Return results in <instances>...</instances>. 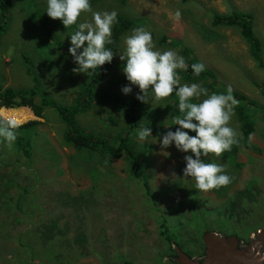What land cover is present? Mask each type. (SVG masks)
<instances>
[{"label": "rangeland", "instance_id": "rangeland-1", "mask_svg": "<svg viewBox=\"0 0 264 264\" xmlns=\"http://www.w3.org/2000/svg\"><path fill=\"white\" fill-rule=\"evenodd\" d=\"M90 4L93 11H116L139 19L140 24L117 40L113 60L102 69L105 76L97 83L98 99L75 122L86 132L103 133L115 143L129 136L144 176L131 175L123 153L110 156L105 164L99 151L77 153L64 143L61 129L65 122L51 106H44L39 118L26 105L5 107L32 113L29 119L15 120L17 125L30 120L41 123L36 126L37 134L29 128L35 141L31 158L20 150L15 152L17 147L2 138L0 264H30V259L32 264H55L53 260L61 254L70 256L74 264H118L120 257L134 264H153L156 259L165 263L172 259L170 238L173 247L178 245L196 257L203 252L205 231L234 233L245 241L254 238L264 228V0H127L125 4L90 0ZM13 5L0 38V85L26 88L37 81L58 103L69 104L86 77V73L73 71L76 65L68 53L70 37L66 34L75 25L65 28L59 19L50 18L44 12L46 0H13ZM232 11L252 15L249 21L261 45L260 56L240 26L213 24L214 13ZM90 17V13L82 14V18ZM135 27L150 31L157 49L175 50L185 61H200L213 73L194 81L180 76L181 83H200L209 93L226 94L231 89L237 104L229 126L237 130L238 137L242 136L238 109L249 111L254 132L247 144H238L235 167L233 156L228 161L226 153L202 157L224 166L231 177L228 185L198 190L191 178L183 176L185 153L175 147L161 150L162 135L152 134L143 143L134 135L139 127L126 134L129 120L123 103L136 100V115L150 128L174 131L178 125H171L172 118L180 115L175 93L147 103L136 99L137 86L122 94L121 87L129 82L119 53L122 38ZM162 35L168 45H160ZM14 131L19 140L20 130ZM163 218L168 228L160 225ZM83 239L86 243H80Z\"/></svg>", "mask_w": 264, "mask_h": 264}, {"label": "clouds", "instance_id": "clouds-1", "mask_svg": "<svg viewBox=\"0 0 264 264\" xmlns=\"http://www.w3.org/2000/svg\"><path fill=\"white\" fill-rule=\"evenodd\" d=\"M44 12L52 19H59L65 28L75 25L74 31L66 34L70 37L68 53L76 65L74 72L87 73L112 62L115 53L113 48L106 45L113 43L112 28L117 23L116 11H93L90 0H46ZM84 13H90V19L82 18ZM122 42L119 59L123 62L122 72L129 82L121 87L122 94L131 93L132 86H137L140 91L136 99L141 102L161 100L173 93L178 97L180 115L174 116L171 123L178 127L174 131L168 130L160 137L161 150L175 147L177 151L185 153L183 176L191 178L196 189L206 192L228 185L231 177L226 173L224 166L205 162L202 157H208L209 154L220 157L238 143L239 133L229 126L237 104L231 89L229 88L226 94L209 93L200 83H181L178 70H186L188 67L184 57L175 50L157 49L152 33L144 27L133 28L122 38ZM204 67L199 62L191 65L196 76L204 71ZM5 88L8 87L2 88L0 85V93ZM2 107L10 106H0V115L3 117L0 119L5 120L8 116L2 114ZM52 108L57 112L60 121L63 120L57 108ZM30 109L37 118L42 115L34 113L31 107ZM19 126L14 120L4 121L0 124V136L9 143L14 142V129ZM190 132L195 135H190ZM134 135L143 143L153 136L151 128L143 126L139 127ZM151 141L157 142V137ZM165 153L169 155L167 152H164V155Z\"/></svg>", "mask_w": 264, "mask_h": 264}, {"label": "trees", "instance_id": "trees-1", "mask_svg": "<svg viewBox=\"0 0 264 264\" xmlns=\"http://www.w3.org/2000/svg\"><path fill=\"white\" fill-rule=\"evenodd\" d=\"M120 3L125 4L127 0H118ZM182 2H186L188 0H181ZM13 0H0V38L2 34L6 30V22H7V16H9L11 13L8 12L9 8L13 7ZM10 8V9H11ZM14 8V7H13ZM213 17V24L215 25H226V26H240L243 31V35L245 38L250 42L251 48L255 50L256 55L260 56L261 52L259 51L261 48L260 42L256 35L254 34V31L251 27L249 18L252 17L249 13H242L239 11H232L227 14H218L214 13L212 15ZM50 24V23H49ZM49 24H46V28L49 26ZM140 24L139 19L133 18L131 16L118 14L117 15V23L113 25L112 28V41L113 43L111 45H106V47L113 48V51L116 47L117 40H119L120 36L125 33L128 29ZM167 38L166 35H162L160 45H168L166 44ZM178 40H174V45H178ZM181 52H184L183 55L187 52L186 50L182 49ZM201 63L200 61L188 59L186 60V64L188 65L186 70H178L179 75L183 78H185L187 81H194L199 77H207L212 76L213 73L207 70L204 67V71L200 73L199 76L194 75L191 65L195 63ZM108 63L101 66L98 70H89V72L86 73L85 81L81 85L80 90L78 93L72 98L70 104H60L58 101L50 97L45 91H42L39 83L35 81V84H33L31 87H8L2 90L0 93V106H13V105H26L33 109L34 113L39 114L44 106H51L57 108L60 116L65 122V125L63 129H61L62 137L64 140V143H66L69 146H73L77 153H84L86 150L90 152H96L99 151L101 153L98 157L101 158V161L103 164L108 163L107 158L116 157L120 153H123L126 157V161L128 165L130 166V173L132 176L139 178L141 176H144V172L142 168L139 165V162L136 159L135 152L132 149L131 146V139H127L129 136L125 135L124 140L121 139L119 142L115 143L112 141V139H108L103 135V133L100 132H94L89 133L86 132L84 129L81 128L78 124H76L77 115L86 113L89 111L94 104V99H98V91H97V83L100 81V78H103L105 76V73L102 72V69L107 66ZM203 64V63H202ZM204 65V64H203ZM264 91V87L262 88ZM39 98V99H38ZM38 100V101H36ZM137 101L133 100L131 103L126 102L121 105L124 115L127 120H129V123L125 126L126 134L130 133L131 131L136 130L137 127H148V124L142 123L139 120V117L137 114V110L134 108L136 106ZM138 105V103H137ZM0 118H3L0 115ZM238 119L241 122V130H242V136L238 137V143L234 144L230 151H226L224 153L227 154V160H230V156H233L232 166L235 167L236 164V150L238 147V144L241 142H244L247 144V139L249 135H251L254 132V121L252 117L250 116L249 111L244 110L243 107H239L238 109ZM4 120V119H3ZM0 119V124H2L4 121H7L6 119L3 121ZM101 121L105 122L107 118L100 119ZM41 122L39 120H30L24 124H21L18 128L19 129V135L21 137L19 140H15L13 143L14 146L17 147V150L15 152L22 151L26 158H31V151L33 148V145H35L34 138L31 136V133L29 131V128H32L37 134L36 126L40 124ZM156 124V123H155ZM168 130H171L170 127L158 128L153 127L151 128V132L153 135H163ZM25 131H28L29 133L24 135L21 134ZM102 132V131H101ZM195 135V133H194ZM3 136H0V147H3L4 140L2 139ZM130 140V141H129ZM11 148V147H10ZM20 150V151H19ZM2 153V150L0 149V155ZM16 158V156H15ZM14 158V159H15ZM10 179V178H9ZM144 182V187L146 189V192H149L148 183L146 181ZM247 187V186H246ZM247 189V188H246ZM219 190V189H218ZM217 191V190H216ZM26 192V189H25ZM25 194V193H24ZM222 195V193L218 194ZM22 197V195H20ZM162 217V216H161ZM160 225L164 228L166 227V221L163 218L160 222ZM166 238H170L169 235L166 236ZM169 241V250L172 252V256L176 253L175 248L173 247V243L171 241V238L168 239ZM80 243H86V240L83 239ZM177 243V242H176ZM178 244V243H177ZM32 244H28V248H31ZM73 253V248L71 251V254ZM163 256V255H162ZM55 264H74L72 258L70 256L61 254L56 259L53 260ZM155 261V260H152ZM172 263L173 260L171 259ZM170 262H162L159 259H156L155 263L158 264H171ZM33 260L30 259L28 263L32 264ZM26 264V263H25ZM80 264H87V263H80ZM104 264V263H102ZM115 264V263H114ZM118 264H134L132 261H130L127 258L120 257Z\"/></svg>", "mask_w": 264, "mask_h": 264}, {"label": "water", "instance_id": "water-1", "mask_svg": "<svg viewBox=\"0 0 264 264\" xmlns=\"http://www.w3.org/2000/svg\"><path fill=\"white\" fill-rule=\"evenodd\" d=\"M254 235L246 243L234 233L227 236L216 230L205 231L202 237L204 249L199 257L190 256L175 245L174 260L177 264H264V228Z\"/></svg>", "mask_w": 264, "mask_h": 264}, {"label": "bare ground", "instance_id": "bare-ground-1", "mask_svg": "<svg viewBox=\"0 0 264 264\" xmlns=\"http://www.w3.org/2000/svg\"><path fill=\"white\" fill-rule=\"evenodd\" d=\"M26 111L28 112V110H26ZM1 112L3 115L8 116V118H12V119H14V121L16 120L18 122L24 121L25 119H29V117L32 116V113H30V115H26L25 109H17V110L14 109L12 111H6V109L3 108ZM251 239L252 238H250L249 241Z\"/></svg>", "mask_w": 264, "mask_h": 264}, {"label": "flooded vegetation", "instance_id": "flooded-vegetation-1", "mask_svg": "<svg viewBox=\"0 0 264 264\" xmlns=\"http://www.w3.org/2000/svg\"><path fill=\"white\" fill-rule=\"evenodd\" d=\"M239 238H240V237H239ZM240 240H242V241H244V242H246V243L248 242V241H245L244 239H241V238H240ZM184 251H185V250H184ZM175 252H176V251H175ZM188 254H189V253H188ZM175 256H176V253L172 256V260H173V262H174L175 264H177V263L175 262V260H174ZM166 259H167V258H166ZM163 262H164V261H163ZM169 262H170V261H169ZM171 264H173L172 261H171Z\"/></svg>", "mask_w": 264, "mask_h": 264}, {"label": "crops", "instance_id": "crops-1", "mask_svg": "<svg viewBox=\"0 0 264 264\" xmlns=\"http://www.w3.org/2000/svg\"><path fill=\"white\" fill-rule=\"evenodd\" d=\"M6 111H9V110H6ZM12 111V110H11Z\"/></svg>", "mask_w": 264, "mask_h": 264}]
</instances>
